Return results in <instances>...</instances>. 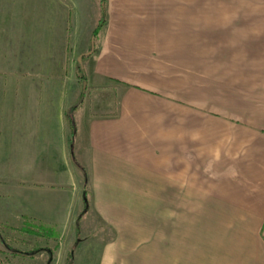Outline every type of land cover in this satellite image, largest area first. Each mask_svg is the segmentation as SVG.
I'll return each mask as SVG.
<instances>
[{"label":"crops","instance_id":"1","mask_svg":"<svg viewBox=\"0 0 264 264\" xmlns=\"http://www.w3.org/2000/svg\"><path fill=\"white\" fill-rule=\"evenodd\" d=\"M106 9L91 93L52 44L44 68L0 69V226L88 222L98 264H264V0Z\"/></svg>","mask_w":264,"mask_h":264},{"label":"rangeland","instance_id":"2","mask_svg":"<svg viewBox=\"0 0 264 264\" xmlns=\"http://www.w3.org/2000/svg\"><path fill=\"white\" fill-rule=\"evenodd\" d=\"M101 16V0H0V69H7L3 67L13 64L18 68H44L45 50L47 44H52V71L63 69V80H70L71 87L75 86L81 93L85 90L91 93L93 89L86 78L84 80L81 76L86 75L85 64L94 50L95 38L92 36L88 39L93 28L98 26ZM67 19L71 23L70 42L67 41L66 33L58 36L55 30L58 23L61 27V23L65 25ZM79 57H82L81 61ZM48 63L51 64V60ZM79 63L81 70L78 85L74 75L77 73L78 76ZM25 77L22 76L23 79ZM79 94L77 92L76 101L70 103L68 109L83 100L82 94ZM115 101L113 94V103ZM75 223L72 221L70 226L64 227L63 233L60 230L62 227H47L31 219H26L19 231L9 226H0V264H29L32 255L38 264H98L100 250L94 243L96 233L93 232V226L88 222L85 226L80 224L79 233ZM88 236L90 239L82 244L74 241L75 238ZM34 247L45 248L46 251L48 249L51 253L41 249L29 254Z\"/></svg>","mask_w":264,"mask_h":264},{"label":"trees","instance_id":"3","mask_svg":"<svg viewBox=\"0 0 264 264\" xmlns=\"http://www.w3.org/2000/svg\"><path fill=\"white\" fill-rule=\"evenodd\" d=\"M101 8H102V16L101 19L99 20V24L98 26L95 28V30L93 31V37L95 38L96 35L99 33V31L102 29V27L104 26V24L106 23V18H107V9H106V0H101ZM85 56V55H84ZM83 56V57H84ZM79 69L81 70V65L79 63L78 65V77L79 76ZM84 80H85V75L81 76ZM83 94L81 95V99H83ZM83 101V100H82ZM82 101L79 102L77 105H75L74 107L70 108L69 110L66 111L65 113V117L67 120V123L69 124L70 130H71V139H70V150H71V154L73 153V138L75 136L76 133V126H75V122L73 120L72 117V112L79 108V106H81ZM36 252V251H35ZM51 252V251H50Z\"/></svg>","mask_w":264,"mask_h":264},{"label":"water","instance_id":"4","mask_svg":"<svg viewBox=\"0 0 264 264\" xmlns=\"http://www.w3.org/2000/svg\"><path fill=\"white\" fill-rule=\"evenodd\" d=\"M82 60V57H79V61H81Z\"/></svg>","mask_w":264,"mask_h":264}]
</instances>
